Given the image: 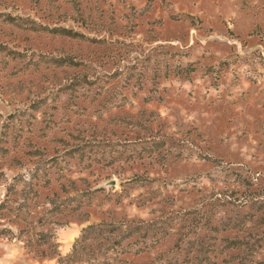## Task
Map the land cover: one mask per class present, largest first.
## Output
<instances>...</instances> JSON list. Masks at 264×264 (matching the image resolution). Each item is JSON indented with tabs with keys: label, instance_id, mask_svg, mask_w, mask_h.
Returning <instances> with one entry per match:
<instances>
[{
	"label": "rangeland",
	"instance_id": "374dc122",
	"mask_svg": "<svg viewBox=\"0 0 264 264\" xmlns=\"http://www.w3.org/2000/svg\"><path fill=\"white\" fill-rule=\"evenodd\" d=\"M0 264H264V0H0Z\"/></svg>",
	"mask_w": 264,
	"mask_h": 264
}]
</instances>
